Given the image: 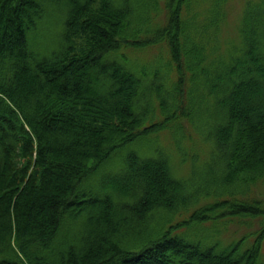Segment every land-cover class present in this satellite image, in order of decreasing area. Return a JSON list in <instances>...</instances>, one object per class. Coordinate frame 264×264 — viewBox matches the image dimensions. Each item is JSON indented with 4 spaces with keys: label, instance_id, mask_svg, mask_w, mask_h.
Here are the masks:
<instances>
[{
    "label": "trees",
    "instance_id": "obj_1",
    "mask_svg": "<svg viewBox=\"0 0 264 264\" xmlns=\"http://www.w3.org/2000/svg\"><path fill=\"white\" fill-rule=\"evenodd\" d=\"M226 5L0 0V264H264V0Z\"/></svg>",
    "mask_w": 264,
    "mask_h": 264
},
{
    "label": "rangeland",
    "instance_id": "obj_2",
    "mask_svg": "<svg viewBox=\"0 0 264 264\" xmlns=\"http://www.w3.org/2000/svg\"><path fill=\"white\" fill-rule=\"evenodd\" d=\"M245 0H227V5H226V11H227V17H226V22L224 23V25L222 26L223 30L221 32L222 37L224 36H228L231 37L234 34V31L236 29V26L238 24V20L240 18V14L242 11V7L244 4ZM236 32V31H235ZM185 131L186 130V126H185ZM206 149V147L202 144L198 145V153H199V157L203 158L206 154V152L204 151ZM187 164H185L184 166V171L188 170L189 168V162H186ZM102 172H105V170H101ZM254 194L256 199L262 201L264 203V182H259L255 187H254ZM252 224L254 225L251 229H255L257 227H259V223L257 222V219H253L251 220ZM235 228V223H230L229 224V230L228 233H224L222 235V239L224 240H232L235 239L237 235H239L238 233H233ZM263 251H264V244H263ZM264 256V254H263Z\"/></svg>",
    "mask_w": 264,
    "mask_h": 264
}]
</instances>
